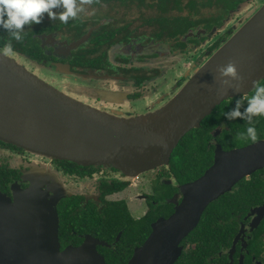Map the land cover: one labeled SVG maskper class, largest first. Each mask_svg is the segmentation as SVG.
<instances>
[{
  "label": "flooded vegetation",
  "instance_id": "1",
  "mask_svg": "<svg viewBox=\"0 0 264 264\" xmlns=\"http://www.w3.org/2000/svg\"><path fill=\"white\" fill-rule=\"evenodd\" d=\"M227 1L231 6L227 15L220 12V7L210 6L200 15H186L183 11L139 15L140 19L134 18V23L132 15H98L82 22L84 18L75 17L64 23L58 18L63 9H56L57 18L50 19L44 14L40 24L26 25L21 41L8 37L7 43L12 44L15 53L10 57L49 83L62 81V77L72 78L73 81H68L70 86L83 81L58 73L59 68L84 76L86 81L100 82L101 88L87 89L91 94L87 101L104 112L126 118L140 116L141 112L145 115L169 103L201 64L231 38L235 33L233 21L238 15H255L264 6V0ZM156 3V0L145 2L144 10L158 13L153 9ZM246 3L248 10L241 11ZM190 16L193 20L206 18L210 22L183 31L182 26ZM162 19L167 20L171 31L162 25ZM113 22L117 24L111 25ZM132 26H136L134 30ZM90 33L87 42L72 48ZM100 35L109 37L103 40ZM183 66L184 73L178 75V68ZM257 86H264V80ZM252 95L254 91L239 99L246 105ZM235 100L227 102L234 104ZM211 135L209 149L213 150V158L218 146L228 152L254 144L226 145L220 140V130ZM259 141L264 138L256 142ZM174 161L172 156L169 166L130 178L117 169L82 167L47 159L0 140V192L15 201L18 193L40 180L51 199H58V238L63 254L84 248L96 250L105 264H129L152 233L141 242L136 224L131 226L125 220L112 222L116 208L112 204L125 203L134 222L142 221L153 209L162 208L163 203L171 206L174 214L175 205L171 201L181 202L180 187L189 183L177 178L180 176L174 172ZM237 196L247 200H231ZM214 204V211L208 215L214 226L212 237L201 234L196 240L197 250L193 240L183 242L182 256L196 251L197 264H264V169L242 180ZM132 209L142 210L143 216H133ZM130 226L132 229L128 231ZM69 255L74 261L75 254ZM77 264H88V259L79 256Z\"/></svg>",
  "mask_w": 264,
  "mask_h": 264
},
{
  "label": "water",
  "instance_id": "2",
  "mask_svg": "<svg viewBox=\"0 0 264 264\" xmlns=\"http://www.w3.org/2000/svg\"><path fill=\"white\" fill-rule=\"evenodd\" d=\"M233 27L231 38L169 103L131 118L104 112L66 92L74 86L60 80L49 83L0 54V140L47 159L117 169L130 178L167 167L180 142L219 106L249 97L264 80V6ZM229 63L239 76L231 88L222 84L218 72ZM57 72L86 79L64 68ZM262 169L264 141L228 152L218 146L214 164L201 178L180 187L182 201H171L174 214L152 225V234L129 264H176L182 243L199 227L208 207ZM44 189L36 181L15 201L0 192V264H77L79 256L88 264H105L96 250L60 251L58 199ZM69 254H75L74 261Z\"/></svg>",
  "mask_w": 264,
  "mask_h": 264
},
{
  "label": "trees",
  "instance_id": "3",
  "mask_svg": "<svg viewBox=\"0 0 264 264\" xmlns=\"http://www.w3.org/2000/svg\"><path fill=\"white\" fill-rule=\"evenodd\" d=\"M84 2L90 0H76V2ZM99 3H110L116 4V0H94ZM111 1V2H110ZM136 1H140L143 4L148 1L152 0H124L122 4L125 7H130L135 5ZM157 3L155 4L156 13L155 15H171L175 12H182L186 15H200L204 8H210V6L216 7L220 9L223 15H227L228 10L231 9V6L227 0H156ZM214 2V3H213ZM149 4L148 6H150ZM148 10V9H147ZM148 12V11H147ZM127 15V14H125ZM146 15V14H142ZM189 21L187 24H183L182 29L186 31L191 27H195L200 24H204L208 21V19H200L193 20L194 17H189ZM162 25L166 27V29L170 30L169 23H166V19H162ZM160 21V20H158ZM175 28V27H174ZM173 28V29H174ZM172 29V30H173ZM171 31V30H170ZM164 34V32H163ZM162 34V36H163ZM161 36V35H160ZM10 35L7 31L0 30V45H3L9 41ZM107 35H100V39H106ZM98 37L95 38L97 40ZM99 41V40H98ZM21 45V42L19 43ZM234 104L232 102H225L221 106H219L214 113L206 118L200 129H196L192 131L190 134L184 138L177 149L174 152L173 158L175 161L173 162V169L180 177H177L180 181L183 182H194L197 179L201 178L204 173L213 165V150L209 149V142L212 139L211 133L213 131H221L222 135L220 136V140L225 143L226 145L231 146H244L255 143L257 140L264 138V116L256 117L255 119V127L257 129V139L256 141H252L247 138L246 136V129L248 127L246 121L242 120H233L227 121L224 118V113H226ZM246 106V105H245ZM243 110V109H242ZM223 125V127H221ZM243 201L245 202L246 198L235 197L231 200ZM256 198H253V201ZM237 204V203H232ZM113 207H116L112 212V216L114 217L112 222H117L119 220H125L129 222V224L137 225L139 227V232L141 236V242L152 233L151 223L156 222L160 217L169 218L173 215L172 207L163 203L162 208H155L153 209L142 221L134 222L130 214L128 212L127 206L125 203H116L112 204ZM215 204H211L202 219L201 224L199 227L184 241L186 244L189 241H194L196 250V240L201 237H212L213 232V221L208 218V215H211V212L214 210ZM161 209H164L163 211ZM131 226L129 227L128 231H131ZM197 252L193 251L190 254H184L182 258L179 260L177 264H197Z\"/></svg>",
  "mask_w": 264,
  "mask_h": 264
},
{
  "label": "clouds",
  "instance_id": "4",
  "mask_svg": "<svg viewBox=\"0 0 264 264\" xmlns=\"http://www.w3.org/2000/svg\"><path fill=\"white\" fill-rule=\"evenodd\" d=\"M56 9H63L58 18L64 23L70 18H75L81 11L76 0H0V30L7 31L13 39L21 41L26 25L40 24L44 14L50 19L57 18ZM0 54L14 55L12 44H5L0 49ZM218 72L225 87H236L233 82L237 81L239 76L235 64L229 63L219 68ZM260 116H264V86L255 87L254 95L247 99L246 106L244 100L236 99L234 106L224 113L227 121H246V136L252 141L257 139L254 118Z\"/></svg>",
  "mask_w": 264,
  "mask_h": 264
},
{
  "label": "rangeland",
  "instance_id": "5",
  "mask_svg": "<svg viewBox=\"0 0 264 264\" xmlns=\"http://www.w3.org/2000/svg\"><path fill=\"white\" fill-rule=\"evenodd\" d=\"M111 1H114V0H111ZM115 2H116V4H113V5L110 4V3H107V4L106 3H102V2L99 3V2L94 1V0H90V1H88V3H86V2H82V3L76 2L77 6L81 9V11L77 14L76 17L77 18H84V19L81 20V22H82L85 19L89 20V19L97 17L98 15H107V16L116 15L118 17L120 15L127 14V15H132L133 16L132 20H133V23H134V18L140 19L139 15H142V14L155 15V14H152L149 10H144V7L142 5H139L137 1L135 2V4L137 5V8H136L135 5H133V6L130 7V9H129V7H125L121 2L120 3H118L117 1H115ZM248 6L249 5L246 3L241 8V11L243 9H245V11H247L248 8H249ZM251 11H252V13H254L255 12V8H253ZM250 16H252V15L251 14L250 15H242V16L238 15L234 19L233 23H234L235 26H238L240 21H246ZM140 23H137V24H140ZM109 24L110 23H108L107 25H109ZM112 24H117V23L113 22V23H111V25ZM135 27L136 26H132L131 29L134 30ZM184 71H185L184 66L180 67L177 70V74L179 75L180 72L184 73ZM177 77L178 76H175V79ZM61 80H62V82L60 83L61 85H63L64 83H68V81H73L72 78L69 79V78H65V77L64 78L62 77ZM99 83L100 82H94V81L89 82V81L84 80V81H81L76 86L72 87V89L66 90V92L69 93L70 95H73V96L75 95L77 97H80L83 101L84 100L87 101L88 97L91 96L90 92L88 91L89 88L90 89H94V90L98 89V88H101L102 85L99 86ZM90 104H92V103L90 102ZM142 108H143V106H142ZM141 113H142V115L144 114V112H141ZM162 188L167 190V188L165 186H162ZM143 213L144 212L142 210H138L137 211V210H133L132 209V214L135 217H141V216H143Z\"/></svg>",
  "mask_w": 264,
  "mask_h": 264
}]
</instances>
